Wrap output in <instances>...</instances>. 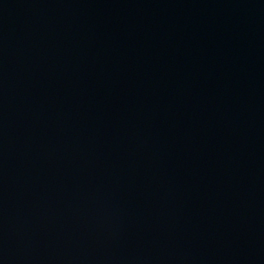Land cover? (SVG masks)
<instances>
[{
  "label": "water",
  "instance_id": "1",
  "mask_svg": "<svg viewBox=\"0 0 264 264\" xmlns=\"http://www.w3.org/2000/svg\"><path fill=\"white\" fill-rule=\"evenodd\" d=\"M0 264H264V0H0Z\"/></svg>",
  "mask_w": 264,
  "mask_h": 264
}]
</instances>
